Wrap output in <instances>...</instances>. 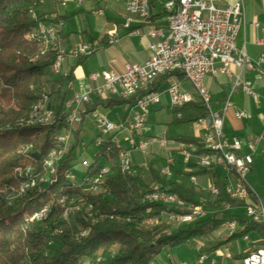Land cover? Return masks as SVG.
Returning a JSON list of instances; mask_svg holds the SVG:
<instances>
[{
    "label": "trees",
    "instance_id": "1",
    "mask_svg": "<svg viewBox=\"0 0 264 264\" xmlns=\"http://www.w3.org/2000/svg\"><path fill=\"white\" fill-rule=\"evenodd\" d=\"M40 5L39 0H0V264H83L101 259L100 264H153L165 251L187 245L194 241L205 243L201 254L213 253L226 241H213V233L222 228L225 221L215 216L224 214L228 199L221 197L209 202L206 209L216 210L211 218H202L187 227L172 230L171 223L162 219L158 225H147L148 218L160 217L163 212L188 214V209L150 204L143 201L146 193L158 190L177 195L187 204H197L198 192L180 184H168L154 167L149 175L142 170L137 174H125L119 168V150L108 137L95 151V161L86 171V178L92 179L101 169L100 161L106 159L111 172L105 177L102 186L106 193L93 195L75 181L65 178L71 168L72 153L79 142L81 129H75L76 142L68 147L62 165L58 167V178L52 183L38 184L24 195H19L22 184L31 178L41 176L43 163L49 152L56 147L54 135L64 128V103L66 94H61L59 80H50L56 53L50 50L41 54V44L29 35L36 30L38 23L32 12ZM85 57H83L84 59ZM181 80L185 78L177 74ZM170 75L160 77L150 91L156 92L169 79ZM57 88L58 114L54 125H19L26 121L39 93L49 84ZM146 91L139 92L130 99L111 98L107 102L97 99L90 113L98 107L115 108L134 105ZM173 125L198 123L208 116L207 108L200 102H193L181 109L173 110ZM181 113L182 118L177 114ZM184 143H195L198 153L207 152L201 138H182ZM39 153L40 158L34 154ZM36 168L29 174L20 169ZM213 180V185L224 191L226 185L216 168L201 169ZM42 186L40 191L38 187ZM73 197H80L93 204V214L75 213L70 224L55 237L50 246V233L39 222H31L33 215L45 207L50 208L49 219L44 224L55 226L62 217L63 208L59 204L67 198V205ZM9 200V204H8ZM66 202V201H65ZM233 208L244 203L231 201ZM240 230L229 241L245 237L253 229H260L257 223L246 218L238 219ZM85 231L87 235L82 236ZM264 234V233H263ZM264 246V242H263ZM246 256L242 257V260ZM89 260V261H86Z\"/></svg>",
    "mask_w": 264,
    "mask_h": 264
},
{
    "label": "built area",
    "instance_id": "2",
    "mask_svg": "<svg viewBox=\"0 0 264 264\" xmlns=\"http://www.w3.org/2000/svg\"><path fill=\"white\" fill-rule=\"evenodd\" d=\"M45 0H39L43 2ZM63 3L73 2L76 0H61ZM80 4L84 0H77ZM103 3H108L111 0H100ZM125 3L127 18L124 23V29L131 31L133 24H151V0H118ZM161 3L165 13H170L173 8L171 0H157ZM244 0H238L232 5L225 8H218L214 0H184V8L182 14L171 16V28L155 29L152 28L150 37V57L143 63H126L123 71H118L113 66L102 73L94 72L88 77L87 82H80L78 88H74L72 81L68 83V88L73 91L72 96L64 103V111L61 114V119L64 118V128L54 135L55 143L58 144V151L50 156H47L46 170L38 172L36 168L20 169L21 172L37 171L42 176V186L50 178H58V167L64 161L58 160V152H66L71 145V140L74 138L75 128L81 125L84 120L89 117L87 107L95 99L121 98L130 99L136 96L141 91L146 93L138 98L131 109L129 117L123 124L116 125L106 116L97 115L96 123L99 126L100 134L97 138V148L104 143L108 137H113L112 142L116 147H120V142L116 138V134L122 130L128 131L132 135H142L146 128V116L150 109L161 103V93L150 91V87L162 76L170 75L172 78L177 74H181L190 84V80L199 81V90H193L194 94L186 91L181 82L171 79L166 91L170 96V102L173 110H178L184 106L200 102L208 110V116L199 119L198 124L203 129L202 142L205 153H198V146L195 143H185L180 147V153L186 163H190L193 159H197L200 169H224L227 170V165H222L219 158V151H228L231 156V163H238L243 167L245 172V180L252 171L253 155H241L242 143L238 139L229 141L225 138V142L213 143V136L224 134V122L228 110L231 108L230 97L225 101L221 110L214 111L211 107V96L205 84V80L210 75L218 73L227 75L232 80V92L241 87L242 90L249 96L256 98V93L253 90V84L250 81L244 80L242 74L245 70H254L264 60L259 62L254 61L245 50H240L237 47V37L242 29L246 27V13ZM140 14H150V22L140 21ZM42 26V34H47V37H52L53 52L56 53V58L52 66V72L55 74H64L63 67L68 57L81 58L99 51L104 45L97 43H84L76 45L71 49H66L62 45V39L58 30L47 24L48 17L46 15H34L32 18ZM256 28L261 29L264 35V27L255 23ZM118 36L116 31L108 32V44L114 45L117 42ZM264 42V36L260 39L259 44ZM115 64V60L111 61V65ZM239 70L238 74H234L232 68ZM264 77V72H263ZM170 79V78H169ZM37 107V116L34 126H46L57 124L54 121V114H58V107L53 106V98L47 88H43L41 104H34ZM177 117L182 118V114L178 113ZM238 119L247 118L248 115L244 111L236 113ZM129 145L135 150L146 152L148 142H140L138 145L134 139L129 140ZM159 145L165 148L169 145V141L162 139ZM250 151H255L253 144L248 145ZM88 169L91 164L84 163ZM100 166V165H98ZM174 160L168 158L165 166L160 170L161 176L170 178L173 174ZM149 165L143 163L137 165L126 164L125 174L137 175L141 170H148ZM87 171V170H86ZM230 171L231 170H227ZM111 172L110 166H101L98 173L88 180L86 175L83 176L81 182L74 180V173L70 168L64 174L65 178H72L76 185L84 187L93 195L106 193L107 190L102 186L105 177ZM86 174V173H85ZM191 180L196 182V178ZM32 183L31 181H26ZM37 191H40L41 187ZM209 192L214 200L221 197H226L228 201L225 204L224 212H229L233 209L231 201L244 203L246 218L250 222L264 226V202L257 198L252 201L251 194H245L243 182L236 181L226 185L224 191H221L215 185L209 187ZM143 201L150 204L163 206H172L180 209H188V214H177L174 212H163L160 217L148 218L146 224L158 225L162 219L169 223H178L189 225L193 222L204 218L208 214L206 200H202L197 204H187L177 195L167 191L158 190L146 193L143 196ZM59 204H64V198L59 201ZM93 204L86 202L80 197H73L72 208L69 209L63 218L50 226L45 224V230L50 233V246L54 244V239L62 233L65 227L70 224V219L75 213L85 212L92 216ZM50 208L47 206L33 215L31 222L45 223L49 219ZM229 236H233L240 230L238 221H229L226 223ZM82 236L87 235L85 231ZM246 240L247 236L244 237ZM206 256H201L200 260H205ZM89 261V260H86ZM92 264H100L101 259L91 261ZM156 264V263H153ZM167 264H192L189 262L174 263L170 261ZM242 264H264V246L254 249L243 260Z\"/></svg>",
    "mask_w": 264,
    "mask_h": 264
},
{
    "label": "crops",
    "instance_id": "3",
    "mask_svg": "<svg viewBox=\"0 0 264 264\" xmlns=\"http://www.w3.org/2000/svg\"><path fill=\"white\" fill-rule=\"evenodd\" d=\"M238 0H214L218 8H225L234 4ZM245 13L247 24L242 29L237 37V47L240 50H245L248 55L256 62L264 60V42L259 44L260 39L263 38L261 29L254 26L258 23L264 27V0H244ZM35 14L46 15L48 17L47 24L54 26L62 39V45L66 49H71L76 45L84 43H97L104 45L99 51L81 58L68 57L66 60L63 72L67 74V79L73 82L74 88H78L80 82H87L91 73H102L113 66L118 71H123L126 63H143L151 55L150 32L152 28L164 29L167 27V15L157 0H151V24H133L131 33L129 30L124 29V23L127 18L125 3L123 1L111 0L108 3H103L100 0H84L79 3L77 0L73 2L63 3L61 0H45L40 3L39 7L34 10ZM150 22V20H149ZM116 31L118 39L114 45L108 44V32ZM115 60V64L111 65V61ZM234 74H238L239 70L235 67L232 68ZM264 61L254 70H245L242 74L244 80L250 81L253 84V90L256 93V98L247 95L241 87L232 92V80L227 75L218 73L210 75L206 78L205 84L211 96V107L214 111L221 110L225 101L230 97L231 108L228 110L224 122V137L232 141L238 139L242 143L241 155H253L252 171L247 178V185L252 191V201L257 198L264 202ZM175 79L181 82L186 91L194 94L192 86L186 81L181 80L177 75L168 79L159 89L161 93V103L153 106L146 116V123L159 122L160 117L168 111L171 113V125L174 119L173 109L170 102V96L164 91L169 86L170 80ZM50 80H55V78ZM68 82V83H69ZM188 84L190 87H187ZM51 92H55L57 86L52 83L49 84ZM192 90H191V89ZM61 94H66V99H69L73 91L68 88L64 90L60 86ZM168 94V100L163 104L165 95ZM57 94L53 95V106L56 108L59 105ZM103 99L105 102L110 100ZM97 99L93 98V102L87 107L89 117L103 115L106 109L104 106L98 107L96 111L90 113L93 103ZM126 108L123 124L129 117L132 106L122 105ZM117 108V107H116ZM244 111L248 117L238 119L236 113ZM85 122V121H84ZM83 124V123H82ZM195 125V129L189 126ZM182 127L180 135L167 138H150L148 139V146L154 148L159 147V152H164L163 157L156 149L150 152L151 159L146 161V157H137L135 163L137 165L147 163L149 168L152 166L160 171L166 164L168 158L174 160L173 174L170 177L168 184H180L188 188H194L199 198L197 203L202 200L206 202L214 201L210 195L209 187L213 185V180L207 173L201 172L198 166L197 159H193L190 163H186L180 153V147L185 144L180 141L182 138H202L203 129L198 123L189 125H178ZM79 129V125L76 126ZM168 132V131H166ZM182 134V135H181ZM157 139V140H156ZM166 139L169 145L162 148L159 141ZM253 144L255 151H250L248 145ZM137 153V152H136ZM143 153V152H141ZM154 162V163H153ZM148 170H143L145 175H149ZM228 170V169H227ZM224 169H216V172L221 176L225 185L234 183L236 176L233 171ZM84 176V175H83ZM192 177L196 178V182L191 180ZM245 204L242 207L231 209L229 212L215 216L218 220L225 221L221 229L212 234L213 241L224 240L226 243L213 253L201 254L205 248V243L201 241H194L195 249L198 252L196 264H242V257L247 256L254 249L262 247L264 242V226L260 229H253L247 236L237 238L229 241L228 229L226 223L231 220L246 218ZM216 210L209 209L207 216L204 218H211L216 214ZM247 219V218H246ZM248 220V219H247ZM250 221V220H248ZM193 243V242H191ZM171 252V251H170ZM170 252L168 257H170ZM201 256H206L205 260L201 261ZM184 262V261H182ZM187 262V261H186ZM156 264L161 263L156 260Z\"/></svg>",
    "mask_w": 264,
    "mask_h": 264
},
{
    "label": "rangeland",
    "instance_id": "4",
    "mask_svg": "<svg viewBox=\"0 0 264 264\" xmlns=\"http://www.w3.org/2000/svg\"><path fill=\"white\" fill-rule=\"evenodd\" d=\"M50 78L51 79L55 78V80H59L63 78V82L60 84V86L64 90L67 88V84L69 80L67 78H64L62 74L58 75L52 72ZM186 86L190 87L188 84H186ZM45 88H47L49 92H51L52 90L49 85H47ZM166 92L167 91L165 90L164 93ZM56 99L57 98L55 97V100ZM167 100H168V94L165 95L163 99V104H165ZM125 110L126 108L124 106H118L117 108L115 107L112 109H106L102 113L110 121L114 122L116 125H120V123L123 120ZM171 119H172L171 113L168 111L166 114L160 117L159 122L146 123V128L145 131L142 133V135H138V134L132 135L128 131L122 130L121 132H118L116 134V138L117 140H119L121 147H123L124 150H128L130 152L129 154L132 157L133 162L135 161V159H137V157L143 158V155L146 157V161L149 162V160L151 159V157L149 156L150 152L153 149H156L157 152H159V147L158 146H155L154 148L149 147L146 149L145 153H141L142 151L135 150L133 149V147L129 145V140L134 139L138 145L140 142H147L148 139L150 138H167V137H174L177 135L179 136L182 127H179L178 125H171L170 124ZM96 120H97L96 116H92L91 118H86L84 120L85 122L79 125V128L81 129V133H80L78 145L76 146V148L72 153V162H71V169L74 173V180L78 183L81 182L83 175H85L87 170L84 163L92 164L95 161L97 138L100 134V129L98 124L96 123ZM22 121H24V119H22ZM189 127L193 130L195 129V125H190ZM75 142L76 139L72 138L71 144ZM159 153L163 157H165L164 152H159ZM99 163L101 164L104 163V159H102ZM169 179L171 178H167V181H169ZM64 201H66L67 204L68 202L67 198H64ZM71 201L73 202V199ZM8 204H9V200H8ZM60 205L62 206V204ZM184 225L185 224L172 223L171 228L172 230H177ZM187 226L188 225H185V227ZM37 227L45 228V224L44 223L37 224ZM195 243L196 242L189 243L187 245H182L174 249L173 251L170 252V257H168L169 253L165 251L161 254V256L157 258V261L161 263H169L170 261H173L174 263L187 261L189 263L196 264L195 262H197V255L199 251L196 250L197 248L195 249L194 247L196 245Z\"/></svg>",
    "mask_w": 264,
    "mask_h": 264
},
{
    "label": "bare ground",
    "instance_id": "5",
    "mask_svg": "<svg viewBox=\"0 0 264 264\" xmlns=\"http://www.w3.org/2000/svg\"><path fill=\"white\" fill-rule=\"evenodd\" d=\"M171 4L173 8L170 9V13H166L167 15V27L164 29L171 28V16H177L179 14H182L183 8H184V0H171ZM36 15L35 12H32V16ZM150 20V14H140V21L143 22H149ZM161 29V28H160ZM30 38L37 39L40 44H41V54L44 55L50 50H53V43H52V37H47V34H42V26L40 24L37 25V28L35 31H33L30 35ZM190 85L192 86L193 90H199V81L198 80H190ZM43 91V90H42ZM42 91L38 95V99L35 104H41L42 101ZM57 114H54V121L56 118ZM37 116V107H32V112L29 115V118L26 121H21L19 125H34L35 119ZM55 142V137L53 138ZM220 142H225V137L224 134H217V136H213V143H220ZM56 144V143H55ZM119 150V168L122 173L126 172V164H133L132 157L130 156V152L128 150H124L123 147H117ZM58 151V144H56V147L52 149L48 156L51 154H54L55 152ZM66 152H58V160L62 161ZM219 158L220 161L222 162V165H227V169L231 170L234 172L236 178L238 179V182H243V188H244V193L245 194H251L252 197V191L247 185V181L245 180V172L243 171V167H240L238 163H231V156L228 151H219ZM108 163H106V159H104V163H100V166H107ZM43 169L46 170V161L43 163ZM27 174L33 172V171H26ZM56 178H50L48 181L45 183H52ZM71 180L72 178H68ZM32 183H27L24 182L22 186L20 187L19 195H24L27 193L29 190L34 189L35 187L38 186V184H42V176H39L37 178H31ZM72 204L67 205L66 202L64 201V204H62L63 208V215L69 211V209L72 208ZM231 221H236V220H231ZM153 226V225H151ZM83 264H90V263H83Z\"/></svg>",
    "mask_w": 264,
    "mask_h": 264
},
{
    "label": "water",
    "instance_id": "6",
    "mask_svg": "<svg viewBox=\"0 0 264 264\" xmlns=\"http://www.w3.org/2000/svg\"><path fill=\"white\" fill-rule=\"evenodd\" d=\"M34 155H35V157L40 158V154H39V153H36V154H34Z\"/></svg>",
    "mask_w": 264,
    "mask_h": 264
}]
</instances>
